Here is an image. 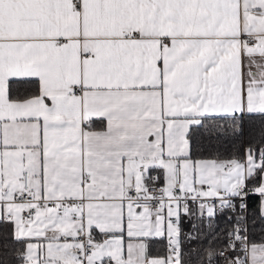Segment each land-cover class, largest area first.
I'll return each mask as SVG.
<instances>
[{"label":"snow or ice","instance_id":"1","mask_svg":"<svg viewBox=\"0 0 264 264\" xmlns=\"http://www.w3.org/2000/svg\"><path fill=\"white\" fill-rule=\"evenodd\" d=\"M0 264H264V0H0Z\"/></svg>","mask_w":264,"mask_h":264},{"label":"trees","instance_id":"2","mask_svg":"<svg viewBox=\"0 0 264 264\" xmlns=\"http://www.w3.org/2000/svg\"><path fill=\"white\" fill-rule=\"evenodd\" d=\"M258 123H259L258 118H257L255 124H253L252 122H246V124H245L246 135H247L248 130L250 128H252V127L258 126ZM245 147H246V144H240L239 145V150H238L239 157L241 155L244 156ZM221 151L224 153V155L221 158H223V159H230L231 158V155H232V148H231V146H229L227 148H221ZM219 219L221 221V226H223V223H222L223 218L221 217ZM249 227H251V225H249ZM183 228L184 229H187L188 228V225H186V224L183 225ZM260 229H261V225L259 223H257L255 225V230L251 233V237H252V239H253L254 242H262L261 241V235H262V233L260 232ZM197 243H202V248L203 249H207L209 247H212V248H219V247H221V242L218 241V240L217 241H214L212 243V245H209L207 240H204L203 242H197ZM189 247H191V245H185V248L186 249L189 248ZM151 254L152 255H160V254L165 255L166 254V249H165V247H164L163 244H159L158 243V244H155L152 247Z\"/></svg>","mask_w":264,"mask_h":264},{"label":"built area","instance_id":"3","mask_svg":"<svg viewBox=\"0 0 264 264\" xmlns=\"http://www.w3.org/2000/svg\"><path fill=\"white\" fill-rule=\"evenodd\" d=\"M239 158H241V159H243L244 158V156L243 155H241ZM165 247V246H164ZM220 248V247H219ZM166 249V248H165ZM218 249V248H217Z\"/></svg>","mask_w":264,"mask_h":264},{"label":"rangeland","instance_id":"4","mask_svg":"<svg viewBox=\"0 0 264 264\" xmlns=\"http://www.w3.org/2000/svg\"><path fill=\"white\" fill-rule=\"evenodd\" d=\"M166 254H167V253H166ZM166 254H165V255H166ZM165 255H163V254H160V255H153V256H165Z\"/></svg>","mask_w":264,"mask_h":264},{"label":"crops","instance_id":"5","mask_svg":"<svg viewBox=\"0 0 264 264\" xmlns=\"http://www.w3.org/2000/svg\"><path fill=\"white\" fill-rule=\"evenodd\" d=\"M257 243H259V242H257Z\"/></svg>","mask_w":264,"mask_h":264}]
</instances>
